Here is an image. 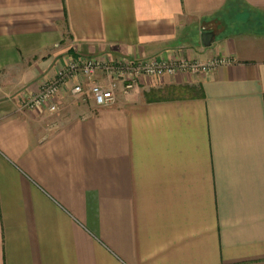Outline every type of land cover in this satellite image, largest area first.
I'll list each match as a JSON object with an SVG mask.
<instances>
[{"label":"crops","instance_id":"obj_1","mask_svg":"<svg viewBox=\"0 0 264 264\" xmlns=\"http://www.w3.org/2000/svg\"><path fill=\"white\" fill-rule=\"evenodd\" d=\"M99 54L225 62L22 107ZM0 264H264V0H0Z\"/></svg>","mask_w":264,"mask_h":264},{"label":"built area","instance_id":"obj_2","mask_svg":"<svg viewBox=\"0 0 264 264\" xmlns=\"http://www.w3.org/2000/svg\"><path fill=\"white\" fill-rule=\"evenodd\" d=\"M222 58L202 63L179 58L171 61L158 59L139 60L132 57L115 59L106 54H99L80 59H70L65 66L57 71L55 78L45 80L41 89L30 95L22 103L23 108L47 107L50 112L59 109L58 96L70 81H75L71 92L82 98L90 94L97 106H112L117 99L116 91L121 85L125 92L132 90L143 78L158 77L177 72L210 71L224 63ZM105 74L106 82L98 80L97 73ZM85 82L78 81L79 75ZM87 84V85H86Z\"/></svg>","mask_w":264,"mask_h":264},{"label":"water","instance_id":"obj_3","mask_svg":"<svg viewBox=\"0 0 264 264\" xmlns=\"http://www.w3.org/2000/svg\"><path fill=\"white\" fill-rule=\"evenodd\" d=\"M213 38H214V32L212 31H204L202 33V40L205 46L210 45L213 41Z\"/></svg>","mask_w":264,"mask_h":264},{"label":"rangeland","instance_id":"obj_4","mask_svg":"<svg viewBox=\"0 0 264 264\" xmlns=\"http://www.w3.org/2000/svg\"><path fill=\"white\" fill-rule=\"evenodd\" d=\"M185 93H186V92H183V91H175V92H174V91H173V92L170 91V92L166 93L165 95H167V96H168V95H169V96H170V95H183V94H185Z\"/></svg>","mask_w":264,"mask_h":264}]
</instances>
